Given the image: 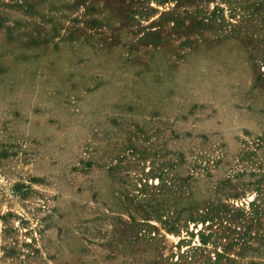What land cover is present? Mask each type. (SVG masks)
<instances>
[{
  "label": "rangeland",
  "instance_id": "rangeland-1",
  "mask_svg": "<svg viewBox=\"0 0 264 264\" xmlns=\"http://www.w3.org/2000/svg\"><path fill=\"white\" fill-rule=\"evenodd\" d=\"M0 264H264V0H0Z\"/></svg>",
  "mask_w": 264,
  "mask_h": 264
},
{
  "label": "trees",
  "instance_id": "trees-1",
  "mask_svg": "<svg viewBox=\"0 0 264 264\" xmlns=\"http://www.w3.org/2000/svg\"><path fill=\"white\" fill-rule=\"evenodd\" d=\"M172 230H174V229H172ZM205 243V242H204Z\"/></svg>",
  "mask_w": 264,
  "mask_h": 264
}]
</instances>
